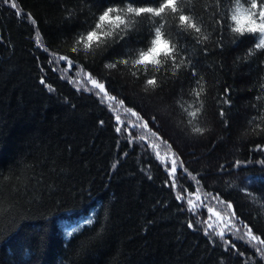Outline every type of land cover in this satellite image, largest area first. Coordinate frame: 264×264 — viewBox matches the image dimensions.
Instances as JSON below:
<instances>
[{"label": "trees", "instance_id": "trees-1", "mask_svg": "<svg viewBox=\"0 0 264 264\" xmlns=\"http://www.w3.org/2000/svg\"><path fill=\"white\" fill-rule=\"evenodd\" d=\"M15 2L21 16L0 0V264H221L222 260L223 264H264L255 255V245L240 239L239 232L226 230L225 238H235L237 249L252 257L247 261L225 253L219 237L216 247L207 243L206 224L197 225L195 232L187 229L189 214L177 210L175 194L164 187L166 166L155 159L154 151L128 147L126 140L117 144L113 125L117 115L128 121L123 109L110 108V102L94 93L77 92L78 87H91L83 81L75 83L81 80L79 68L69 76L66 63L49 65L43 47L67 54L71 43L70 38L65 43V6L83 8L80 22L87 17L91 24L86 5L80 0ZM185 3L189 8L195 5V14L203 19L201 26L211 33L209 5L214 0ZM28 14L37 21L35 25ZM246 50V45L236 48L228 38L223 52L216 49L199 55L198 68L205 77L201 126L211 129L204 138L188 136L185 113L177 104L181 101L187 108L194 100L184 77L183 92L178 83L160 94L163 104L159 98L150 103L167 108L171 130L166 134L173 137V150L180 149V159L193 175H205L201 195L213 189L231 194L233 209L259 234L264 232V168L253 163L219 171L220 164L227 167L236 159L264 157L255 150L256 144H264V118L252 120L264 117V90L259 89L264 69L258 67L264 56L237 64ZM88 63L99 76H108L103 63ZM42 77L54 91L39 83ZM108 78L117 93L141 103L139 96L121 92L120 73ZM221 97L232 101L228 129L219 121ZM159 150L161 156L168 154L164 145ZM177 176L195 189L181 169ZM244 186L252 197L239 191ZM215 207L223 213L226 204ZM201 211L205 220L207 209ZM88 219L93 226L86 224ZM99 224L107 227L103 239L82 248ZM73 228L80 231L69 237Z\"/></svg>", "mask_w": 264, "mask_h": 264}, {"label": "snow or ice", "instance_id": "snow-or-ice-1", "mask_svg": "<svg viewBox=\"0 0 264 264\" xmlns=\"http://www.w3.org/2000/svg\"><path fill=\"white\" fill-rule=\"evenodd\" d=\"M2 2L12 9H17L15 0H2ZM80 3L86 5L93 23L88 24L87 17L82 23L80 22V17L84 15L83 8L65 6L66 14L63 17V23L66 25L65 43L68 38L71 43L67 54L52 51L49 46H44L43 51L47 53L46 59L49 65L57 62L61 65L66 63L69 76L79 68L82 73L81 80L75 83L79 84L83 81L91 87L85 89L78 87L77 92L94 93L99 99L110 102V108L114 109L119 105L123 109L128 121L117 115L113 125L117 144L126 140L128 147L140 146L145 152L148 149L154 151L155 159L166 166L168 179L164 182V187L170 188L175 194V201L179 205L177 210L189 214L186 218L187 229L195 232L198 231L197 225L206 224L207 230H204L203 234L207 237V243L216 247L218 245L216 237H219L225 253L244 256L247 261L252 257H247L244 251L237 249L235 238H225L226 230L239 232L241 233L239 238L246 240L250 245L254 244L255 255L264 261V232L257 234L249 223H245L239 217L238 212L233 209V203L229 202L231 194L225 195L224 192L213 189L201 195L206 187L202 184L205 175L202 173L193 175L185 166V161L180 159L183 155L180 149L173 150L175 142H170V137L166 134L171 130L167 108L163 106L154 108L150 103L153 98H159L163 104L164 97L160 94L166 88L174 89L178 83L183 92L186 79L189 84L188 95L194 98L193 103L187 108L181 101H177V104L185 113L188 136L204 138L211 129L201 126L205 77L198 68L199 55L203 52L207 56L210 50L216 49L223 52L226 39L230 38L236 48L242 44L247 47L244 56L237 57V64L251 63L256 57L264 56V0H214V3L209 5L213 16L210 25L212 32L208 34L201 26L203 19L195 14V5L189 8L185 0H80ZM16 15H22L18 9ZM27 19L33 25L37 23L31 14H28ZM84 24H87V27H84ZM226 33L229 37H226ZM89 60L92 64L103 63L104 68L108 70V76L120 73L124 79L121 92H130L134 96H139L141 103L117 93L108 76L101 77L96 74L89 65ZM258 67L264 69V59L259 61ZM261 81L259 89L264 90V77H261ZM73 82L69 79V83ZM39 83L47 87L50 92L54 91L43 77L40 78ZM137 88L139 92L136 91ZM224 91L227 93L229 89L226 88ZM140 93L144 95L140 96ZM256 99L260 100L261 96L257 95ZM218 103L219 121L224 129H228L231 126L232 101L230 98L221 97ZM252 107L255 108L256 105L253 104ZM261 118L264 117L253 116L252 120ZM100 124L103 125L104 121L101 120ZM251 131L256 132V128L253 127ZM161 145L166 146L168 154L161 156L159 150ZM255 150L264 153V144H256ZM127 155L129 153L125 152L124 156ZM169 162L170 167H167ZM253 163L264 168V157L255 161L251 158L244 161L236 159L227 167L225 164H220L219 171L247 167ZM115 167L114 164L113 168ZM178 169L194 182V190L192 185L185 184L177 176ZM10 178L5 177V179ZM148 179L152 180V175H148ZM239 191L246 197L253 196L247 186L241 187ZM261 198H264V194ZM213 201L215 205L226 204L229 210L226 218L215 207ZM204 208L207 209L209 218L215 217L219 223L214 225L210 219L203 220L201 210ZM86 224L93 226L94 222L88 219ZM82 227L83 225L80 226ZM80 228H73L67 235L72 237L74 233L80 231ZM106 232L107 227L99 224V230L95 231L94 236H89L81 247L87 248L92 242L103 239L102 233Z\"/></svg>", "mask_w": 264, "mask_h": 264}, {"label": "rangeland", "instance_id": "rangeland-1", "mask_svg": "<svg viewBox=\"0 0 264 264\" xmlns=\"http://www.w3.org/2000/svg\"><path fill=\"white\" fill-rule=\"evenodd\" d=\"M172 138H173V137H172ZM172 138H170V139L173 140ZM228 211H229V210L227 209V207H225V211L223 212L225 218H226V215H227ZM209 219H210V218H209V214H208V212H207V215H206V219H205V220H209ZM210 222L213 223L214 225L217 224V223H219V222L216 221L215 217H212V218L210 219ZM206 226H207V225H206ZM225 232H226V231H225Z\"/></svg>", "mask_w": 264, "mask_h": 264}]
</instances>
